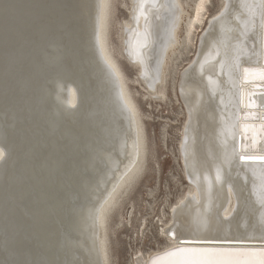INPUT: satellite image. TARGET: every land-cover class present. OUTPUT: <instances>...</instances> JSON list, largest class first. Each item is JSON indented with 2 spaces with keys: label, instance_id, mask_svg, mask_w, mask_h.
<instances>
[{
  "label": "bare ground",
  "instance_id": "1",
  "mask_svg": "<svg viewBox=\"0 0 264 264\" xmlns=\"http://www.w3.org/2000/svg\"><path fill=\"white\" fill-rule=\"evenodd\" d=\"M210 1L0 0V264H110L109 221L132 229L125 200L150 152L149 115L130 84L166 106L171 83L186 183L162 208L148 205L158 212L150 221L137 219L139 244L151 226L163 242L132 261L168 264L165 253L181 247L264 252V164L238 160L264 156V136L253 147L252 131L241 130L264 124V80L242 82L243 69H264V0H217L207 16Z\"/></svg>",
  "mask_w": 264,
  "mask_h": 264
},
{
  "label": "rangeland",
  "instance_id": "2",
  "mask_svg": "<svg viewBox=\"0 0 264 264\" xmlns=\"http://www.w3.org/2000/svg\"><path fill=\"white\" fill-rule=\"evenodd\" d=\"M123 2L128 3V0H118L119 4ZM216 5L217 0L210 1L207 16L212 14ZM117 8L118 9L115 17L117 19L125 18L127 13L124 7L117 5ZM112 42L116 47L118 41H116V34H114V31H112ZM191 55L192 52L187 54L186 58H190ZM185 63L186 61L182 62L179 69H181ZM121 65L128 77L135 78V71L130 66L124 63L123 60H121ZM130 87L136 94L135 97L139 103L140 112L144 115L146 114L145 116L149 115L147 119H144L143 121L145 124V133L150 152L148 162L146 164L144 179L138 183L136 189L131 192L127 198V200L130 202L128 203V201L125 200L126 210L124 214L127 218L128 215L126 213L131 211L130 207L132 205L135 206V209H132L136 216V218L134 217L131 220L132 229H129V227L126 226V219L123 222V229L121 226H114L113 222L118 220V217L112 216L111 220L109 221L111 222L109 223L111 227L109 226L110 230L108 233L111 234L108 237L110 240L108 241V248L110 247V264H134L135 262L132 261L135 259L134 252L140 251L142 254H146V252L149 253L153 248H156L158 244L163 242V239L157 234L156 227L151 226L148 232H145L147 233V236L142 240V243L139 244V241H137L135 238L137 225L139 224L137 219L140 217H146L148 221H150L155 215H158L157 207L153 206L154 212L148 210V205L150 203L152 204L155 202L157 206L159 205L162 208V203H164L165 197H168L167 200L171 202L186 187V183L180 169L176 145L179 138L177 132L183 121V112L182 107L180 105L178 106V104L174 101L175 93L172 91L171 83L166 84V95L168 97L169 106L162 104L159 105L153 101H147L146 99H143L142 96L144 92L138 85L130 84ZM174 118L176 121H173ZM164 124L168 126L166 127V134L164 133L165 136H162L160 135L161 126ZM163 139L164 142H162ZM148 191H152L151 197L146 195ZM152 197H154V200H152ZM163 208L166 214L169 211L167 204H164ZM167 215L168 214H166V217ZM155 219L156 217L153 219L154 224Z\"/></svg>",
  "mask_w": 264,
  "mask_h": 264
},
{
  "label": "snow or ice",
  "instance_id": "3",
  "mask_svg": "<svg viewBox=\"0 0 264 264\" xmlns=\"http://www.w3.org/2000/svg\"><path fill=\"white\" fill-rule=\"evenodd\" d=\"M245 80L247 81L250 74H257L260 79L264 80V69L260 70H250L245 69ZM249 107H254L250 104ZM245 116V119H248ZM255 118V117H252ZM242 133H247L249 130L253 133V147L256 144V137L258 135L264 136V124L259 126L255 125H242ZM242 149L246 148V145H241ZM242 161L244 160H259L264 162V156L259 157H240ZM169 233L174 236V233ZM166 257H171L172 259L168 264H264V252L260 253H244V252H221L214 250L205 249H190V248H175L167 253ZM241 257H258V259H248ZM159 258L154 259L152 264H158Z\"/></svg>",
  "mask_w": 264,
  "mask_h": 264
},
{
  "label": "water",
  "instance_id": "4",
  "mask_svg": "<svg viewBox=\"0 0 264 264\" xmlns=\"http://www.w3.org/2000/svg\"><path fill=\"white\" fill-rule=\"evenodd\" d=\"M262 67L264 66V63L261 64ZM246 69H250V68H246ZM251 70V69H250ZM243 72H244V69H243ZM242 82L244 84H253L252 81H249V80H245L244 77L242 76ZM259 90V89H258ZM256 94H249L247 95V98H248V104H252L251 103V98L253 96H255ZM246 98V99H247ZM255 107H248V109L250 110H254ZM242 139L240 136H238L237 138V147L238 149H240V146L242 145L241 143ZM243 155L239 156L238 160L240 163H261V164H264V162H261L259 160H244L242 161L240 159V157H242ZM245 157H259V156H245ZM181 244H185V245H196V246H204V245H209V246H256L257 244L259 243H251V242H219V241H194V240H187V239H184V240H180L179 241ZM262 244V243H261Z\"/></svg>",
  "mask_w": 264,
  "mask_h": 264
}]
</instances>
